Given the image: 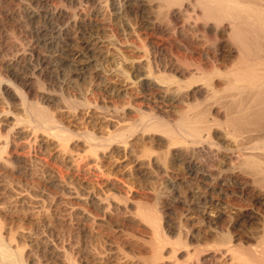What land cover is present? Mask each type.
Listing matches in <instances>:
<instances>
[{"label": "bare ground", "instance_id": "6f19581e", "mask_svg": "<svg viewBox=\"0 0 264 264\" xmlns=\"http://www.w3.org/2000/svg\"><path fill=\"white\" fill-rule=\"evenodd\" d=\"M12 1L0 3H7L6 8ZM28 1L22 15L48 24L50 47L76 43L82 51H73L84 60L83 68L94 63L90 76L96 85L82 99L59 94V101H53L49 89L56 87L44 83L52 60L40 54L38 42L29 40L20 54L6 59L1 45L12 16L0 7V264L43 262L37 259V248L49 247V241L39 242L37 233L32 237L37 223L65 226L77 238L84 232L89 220L77 216L86 209L82 195L77 198L74 192L69 202L61 195L56 198L71 205L64 212L58 206L62 200L50 196L56 187L68 188L67 180L75 187H91L83 206L100 215L104 225L117 223L123 229L120 235L107 230L104 238L123 254L131 239L130 259L138 264H264V231L252 247L241 242V217L253 215L242 214L237 203L238 193H245L264 207V0H75L90 4L80 8L73 6L74 0ZM129 16L127 23L120 21L122 30L116 28L114 22ZM23 29L18 30L22 36L27 34ZM86 29L97 36L78 44ZM106 31L111 37H105ZM102 36L112 38L114 47L104 46ZM104 65H113L114 71L107 72ZM16 102L20 115L13 113ZM20 122L32 131L24 143L19 141L25 134ZM13 124L19 127L13 130ZM77 124L81 132L74 131ZM102 125L109 131L97 136ZM84 148L85 155L80 151ZM13 163H30L35 168L31 183L50 191L43 193L52 200L43 194L35 205L27 193L20 195L19 205L28 207L25 212L21 206V215L4 189L13 179L2 180L6 173L12 177ZM153 179L170 187L167 194L132 188L134 182ZM98 191L105 192L104 198ZM260 216L264 221V214ZM28 238L36 254L26 249ZM57 244L50 246L49 257L62 250L55 258L77 264L76 250ZM115 259L112 264H119L121 259Z\"/></svg>", "mask_w": 264, "mask_h": 264}, {"label": "rangeland", "instance_id": "374dc122", "mask_svg": "<svg viewBox=\"0 0 264 264\" xmlns=\"http://www.w3.org/2000/svg\"><path fill=\"white\" fill-rule=\"evenodd\" d=\"M27 1V2H26ZM15 2V3H14ZM18 3V4H17ZM26 3V4H25ZM28 3H29V1L28 0H14V1H12V3H9L11 6H7L6 8H5V6L7 5V3H5V4H2V3H0V7H2V9H4L5 11H7L8 12V14L10 15V16H12L11 17V19L5 24V26H4V31H5V33L3 32V34H4V37H6L5 38V40H3V42H2V49H4L5 50V52H6V54H8V55H6L5 57H6V59H10V58H12V56L14 57V56H16V54L18 55V54H20L19 52H20V50H21V52L23 51V47L22 46H26L27 47V45H28V43L30 42L29 40H32V42L33 41H36V42H38V45H37V47H38V51L40 52V54L41 53H43V54H41L42 56H48L47 58H48V60L50 61V60H52V61H50L49 62V68H48V75L46 76V78L44 79V83H46V84H49V85H53V86H55L56 87V89H55V87H53L52 86V88H54L55 90H53V89H49V90H51L50 92H53L52 94L50 93V95H51V99H55V100H53V101H56V102H58L59 101V99L58 98H61L60 97V95L59 94H62V96L63 97H66V96H68V97H72V96H74L75 97V99H76V97L77 98H79V99H82L81 97L83 96H88L89 94H90V92L93 90V88H94V90H95V81H93L92 79H91V73H92V71L94 70V66L92 65V64H94V63H92V64H90V66L89 67H84L83 68V65L82 64H84L83 63V59L81 60V59H79V58H77V57H75V54H76V52L75 51H82L77 45H76V43H71V44H69L68 46H58V47H50L47 43H46V41H48V39H50V37H51V34H50V28H48L49 26H48V24L46 25V23H44L43 21H39V20H28V19H26L23 15H22V12H23V10H25L26 9V7L28 6ZM72 3H73V6H75V4H76V8L77 7H87L88 5H90V4H88V3H86V2H82L81 4H82V6L81 5H78V3L74 0V1H72ZM85 4V5H84ZM20 5V6H19ZM24 5H27V6H24ZM78 5V6H77ZM25 7V8H24ZM20 8H21V10H20ZM3 10V11H4ZM19 10V11H18ZM17 12V13H16ZM13 13H14V15H13ZM17 14H19L18 16H17ZM2 16V13H0V17ZM22 16V18H20ZM131 17V18H130ZM25 18V20H23ZM127 18V17H126ZM126 18H120L121 20H117V22H114L115 23V25H116V28H119V26H120V29L122 30V28H121V24L122 23H124V22H126L127 23V21L128 20H131L132 19V16H129V19H126ZM127 20V21H126ZM120 21H121V24H120ZM11 23V24H10ZM28 23V24H27ZM39 23V24H38ZM32 24V25H31ZM105 24V23H104ZM13 26V27H12ZM23 27H26V33L27 34H24V36H22L21 34H20V32L19 31H23L24 29H23ZM28 28V29H27ZM39 28V29H38ZM43 31H42V30ZM105 29L107 30L108 29V27L106 26V24H105ZM119 29V30H120ZM19 30V31H18ZM38 30H41L43 33L41 34V38L39 37V38H37V36H36V31H38ZM87 30V31H86ZM84 32L82 31V33H81V35H80V38L77 40V42H78V44L80 43V41L81 40H88L89 38L88 37H90V36H92V37H96L97 35H95L96 34V32H95V30H91V33H90V31H89V33H88V30H90V29H86ZM120 30V31H121ZM8 31V32H7ZM30 31L32 32V34H33V36H32V34L30 33ZM39 32V31H38ZM107 32V33H106ZM104 34H106V36L105 37H111V34L108 32V31H106ZM122 32V31H121ZM126 32V31H125ZM127 33V32H126ZM125 33V34H126ZM50 34V35H49ZM95 36H94V35ZM107 34H109L108 36H107ZM8 35V36H7ZM14 35V36H13ZM19 35V36H18ZM25 35H27V37L29 38H27ZM31 35V36H30ZM101 35L102 34H98V36H100L101 37ZM16 36V37H15ZM50 36V37H49ZM104 36H102L103 38H100L101 40H103V45L105 46L106 44H107V46H108V48H113L114 46V43H115V41L111 38H109V39H104L105 37ZM85 37V38H84ZM91 37V38H92ZM16 40H15V39ZM31 38V39H30ZM88 38V39H87ZM14 40V41H13ZM108 40V41H107ZM110 40V41H109ZM29 41V42H28ZM114 41V42H113ZM21 42H23V43H21ZM44 42V43H43ZM27 43V44H26ZM112 43V44H111ZM22 44V45H21ZM75 45V46H74ZM70 46V47H69ZM77 46V47H76ZM40 47V48H39ZM61 47V48H60ZM72 47H75V48H72ZM52 48V49H51ZM67 49V50H66ZM75 49H77V50H75ZM79 49V50H78ZM73 50H75V51H73ZM11 51V52H10ZM55 51H57V52H55ZM73 51V52H72ZM85 51H87V50H85ZM65 52V53H64ZM45 53L47 54V55H45ZM54 53V54H53ZM64 53V54H63ZM52 55V56H51ZM58 55V56H57ZM61 57H60V56ZM9 58H8V57ZM72 56H74V58L72 57ZM53 57V58H52ZM58 57V58H57ZM60 58V59H59ZM55 59V60H54ZM68 59V60H67ZM77 59H79V60H77ZM56 60H59L58 61V63H57V61ZM60 60H61V62H60ZM64 62H63V61ZM82 62H81V61ZM56 61V62H55ZM79 61V62H78ZM68 62V63H67ZM52 63H54V64H52ZM57 63V64H56ZM58 65V66H57ZM106 65V64H105ZM104 65V66H105ZM56 67L57 66V68L56 69H53V67ZM104 66H103V68H104ZM52 67V68H51ZM54 67V68H55ZM93 67V68H92ZM106 67H108V68H106ZM60 68H61V71H60ZM81 68V69H80ZM109 69V70H106V69ZM105 70L108 72V71H114V66L113 65H107V66H105ZM59 71H58V70ZM85 69V70H84ZM87 69H89V70H87ZM54 71V73H53V71ZM88 71V72H85V71ZM92 70V71H91ZM91 72V73H90ZM51 73H53V74H51ZM58 73V74H57ZM80 73V74H79ZM56 74V75H55ZM50 75V76H49ZM53 75V76H52ZM55 77V78H54ZM51 78V79H50ZM48 80H50L49 81V83H48ZM46 81V82H45ZM55 82V83H54ZM60 82V83H59ZM33 83H34V80H33ZM52 83V84H51ZM63 83V84H62ZM104 82H102V84H103ZM105 83H107V82H105ZM104 83V84H105ZM58 84V85H57ZM77 87V88H76ZM91 87V88H90ZM69 89V90H68ZM91 89V90H90ZM54 92H56L57 94H54ZM69 92V93H68ZM64 94V95H63ZM56 95V96H55ZM66 95V96H65ZM70 95V96H69ZM76 95H78V96H76ZM54 96V97H53ZM58 96V97H57ZM73 98V97H72ZM57 99V100H56ZM78 100V99H77ZM15 105V106H14ZM13 105V113L14 114H16V115H20L19 113H18V111L21 113V109H20V107L17 109V107L18 106H20L19 105V103H15ZM20 109V110H19ZM15 110H16V112L17 113H15ZM14 123V122H13ZM16 123V122H15ZM18 123V122H17ZM19 124H22L21 122L19 123ZM18 125V124H17ZM24 124H22V125H20V127H24L25 128V134H23L24 136L23 137H21L20 139L21 140H19L20 141V143L22 142V143H24L25 141V139L27 138V136L28 135H30L31 133H32V131L30 130L31 128L28 126V124L27 125H24ZM82 125V124H81ZM15 126H16V124H15ZM14 126V124H13V130H16L19 126H17V127H15ZM27 128H26V127ZM80 126V124H77L75 127H76V129H77V131H76V129L74 130L75 132H81V130H82V126L81 127H79ZM102 126H104V125H102ZM100 127V128H102V129H96V133H97V136H99L98 135V133L100 134V136H106L107 135V132L109 131L105 126L104 127ZM77 127H79V128H81V129H79V128H77ZM84 127V126H83ZM29 128V129H28ZM89 128H91V126H89ZM96 128V127H95ZM27 130H29V131H27ZM108 130V131H107ZM100 131H102V132H100ZM30 133V134H29ZM101 134H103V135H101ZM25 136H26V138H25ZM54 145V144H53ZM52 145V146H53ZM51 146V145H50ZM51 146V147H52ZM51 147H49V149L53 152L54 151V148H55V150H57L56 148V146L52 149ZM83 149V148H82ZM85 149V152H84V150H80V151H82L83 152V154L84 153H87L86 151H87V149L86 148H84ZM79 152V151H78ZM82 152H80V153H82ZM77 153V152H76ZM132 153V154H131ZM129 152V155L131 154V156L133 155V154H135V153H133V152ZM82 154V155H83ZM85 155V154H84ZM138 155V154H137ZM134 156V155H133ZM132 156V157H133ZM134 158H135V156H134ZM141 159V158H140ZM16 164L17 163H13V167L15 168V169H13V174H12V177H11V175L10 174H4V177H7V178H5L4 179V177H3V179L2 180H5V181H7V179L8 180H10V179H13V180H11L10 182H12L13 181V183H10L9 184V186H5V190H6V192L5 193H10L11 192V194H9V202L11 203V201L13 202V207H14V204H15V206H16V203H17V207L20 209V211H19V209L17 210V211H19V213H21V211L23 210L24 211V209H25V212H26V210H27V204H25L24 203V205L23 204H21V205H19V202L20 201H18V199H19V197H20V195H24V196H26V195H28L29 197H30V202H34L35 203V205H38V204H41V200L42 199H44V198H46V199H49V200H47V201H50V200H52V198H54L55 200H62V201H60V202H58L59 204H58V206L61 208V209H59V210H61L62 212H64L63 210L65 209V210H67V208L69 209L70 207H71V205L70 206H68L67 204H68V196H72V197H75L74 195H75V193H77V198L78 197H80L81 195V201H80V203H82V207H84V208H86V209H82V211L81 210H79L80 211V214H79V211H78V214H77V216H82V214H84V216L86 215V220L88 219L89 221H87L88 223H86V229L84 228V232L83 233H80L79 234V236H78V238H77V235L74 233H72V232H74V231H71V232H66V230L68 229H65L66 227L64 226H62L61 227V225H59V226H56V224H54L53 223V225H52V223L50 224L49 223V225L48 224H46V223H48V222H42L45 226L46 225H48V226H44L43 224H41V223H37V228L36 227H34V228H32V230L34 231V233H33V231H31V234H33L32 235V237H34V235H35V238H37V240H39V242H41V241H43V240H45L44 241V243L46 242L47 243V240L49 241L48 242V245H49V247L50 246H52V248H53V246H54V244L56 245L57 243V245H59V247L60 248H62L63 246L65 247V245L67 246V247H65L66 249H69L71 252H72V250H73V252L76 250V251H78V252H76L75 251V255L78 253L79 254V258H78V255H76V257L80 260H78L79 261V263H78V261H77V264H102L103 262H105V263H103V264H112V263H116V262H118V260L117 259H115V257L116 258H118V259H121V260H119V264H124V263H122V262H125V261H127L128 263L127 264H130V263H132V260L131 259H133V258H131L130 259V256L132 255L131 253H132V251L130 252V249H131V239L130 240H128V242L126 243V247H125V251L124 252H126V253H130L129 254V256L127 257V255L125 256L124 254H126V253H121V252H119L118 250L117 251H115L117 248L115 247V245L112 243L113 242V240L111 241V239H105L106 237H107V234L108 233H106L107 232V230H109L110 232H115V234L117 233H120V230L122 231L123 229H121V227L120 226H117L118 224L117 223H106L105 225L103 224V223H105V222H103L102 223V221H100L99 220V217H100V215H98L97 213H93L92 212V208L89 206H87L88 208H90L89 210H88V208L87 207H85V205L83 206V198H85L86 197V194H87V192L88 193H91L92 191V189H91V187L89 186V185H86V186H83V184H78V185H80V187L76 184V187H75V185H73V184H75V183H72L70 180H67L65 183H66V186H68V188L70 189V187L72 188L73 186V191H72V189H70V191H69V189L68 188H64L63 186L62 187H56L55 189H53V191H52V193L53 194H51V192L49 193H47V192H45L46 190L44 189V190H42L41 191V189H43V188H40L41 186L40 185H38V184H32L31 182H32V178L34 177L33 176V172H34V170H35V168L33 169V168H31L32 166H31V164L30 163H28V164H19V165H21V166H19V165H17V167H15L16 166ZM19 168V169H18ZM22 169V170H21ZM32 169V170H31ZM117 170H114L113 171V173H115L116 175H117V177L119 178L120 177V173L119 172H116ZM8 173H10V172H8ZM8 175H10V176H8ZM112 177L114 176L113 174L111 175ZM1 177V178H2ZM10 177V178H9ZM116 177V176H115ZM122 177V176H121ZM120 177V178H121ZM18 179V180H16V179ZM37 178H38V176H37ZM37 178H36V180H37ZM123 178H125V180L126 179H128V177H124L123 176ZM154 180V179H153ZM158 179H155L154 181H152V180H150V181H152V183L150 182L149 183V181L147 182V181H139L138 183L137 182H134V185L132 186V188H133V190H136V191H140V192H142L143 194H150V195H157V193H164V192H166L165 194H167V192L170 190V187H168L164 182H160V181H157ZM22 181V182H21ZM26 181V182H25ZM70 181V182H69ZM37 182H38V180H37ZM155 182V183H154ZM157 182V183H156ZM31 183V184H30ZM72 183V184H71ZM133 184V183H132ZM31 185H33V186H31ZM37 185H38V187L39 188H36L37 187ZM57 185H59L58 183H57ZM71 185V186H70ZM82 185V186H81ZM85 185V184H84ZM36 186V187H35ZM88 186V187H87ZM250 186V185H249ZM4 187V186H3ZM8 187H9V189H8ZM34 188V190H33V188ZM152 187V188H151ZM154 187V188H153ZM251 188L253 187L252 185L250 186ZM12 188V189H11ZM35 188L37 189V190H35ZM60 188V189H59ZM62 188V189H61ZM64 188V189H63ZM74 188H76V190L78 191H76ZM88 190H87V189ZM3 189V190H4ZM67 189V190H66ZM108 189V187L107 188H104V191L105 190H107ZM253 190L255 189V191L257 190V188H252ZM13 190V191H12ZM40 190V191H39ZM61 190L63 191V192H61ZM65 190V191H64ZM10 191V192H9ZM37 191V192H36ZM68 191V192H67ZM72 191V192H71ZM102 192L101 193V191H98V194H101L102 195V197L101 198H104V193L105 192ZM164 191V192H163ZM20 192V193H19ZM25 192V193H24ZM35 194V192H36V195H32L33 193ZM39 192V193H38ZM41 192H42V194H41ZM47 194V195H50L51 197L52 196H55V197H47L45 194ZM55 192H57V194L55 193ZM66 192V193H65ZM75 192V193H74ZM7 193V194H8ZM27 193V194H26ZM28 193H30V195L28 194ZM78 193H79V196H78ZM26 194V195H25ZM37 194H38V196H37ZM43 194H44V196H46V197H44L43 196ZM55 194V195H54ZM66 194V195H65ZM12 195V196H11ZM61 195V196H60ZM62 195H65L66 197H64V196H62ZM17 196V197H16ZM28 196L26 197V200H27V202H28ZM37 196V197H36ZM44 197V198H42V197ZM62 197V198H67V199H65V200H67L68 202H66L64 199H56V198H58V197ZM84 196V197H83ZM11 197H12V199H11ZM35 197V198H34ZM59 197V198H60ZM238 197H239V199H237V200H239V201H237V203L242 207V214H243V212L245 213V211H251V215H253V216H251V218L249 219H247L246 217H244V216H242L241 217V220H240V229H239V231H240V234H241V236H242V239H241V242L244 244V245H246L247 244V246H248V244H249V246H253V245H255V243H256V240H257V238L259 237V235L262 233V231H264V221L262 220V218H261V216L260 215H262V214H264L263 212H264V207L263 206H260L258 203H255V201L252 199V198H248V196L244 193H242V194H240V193H238ZM241 197V198H240ZM14 198V199H13ZM51 198V199H50ZM79 198V199H80ZM248 198V199H247ZM53 199V200H54ZM188 199V202H190V201H192L191 200V198H190V196L187 198ZM11 200V201H10ZM20 200V199H19ZM3 201V200H2ZM64 201V202H63ZM16 202V203H15ZM26 202V203H27ZM30 202H28L29 204H30ZM64 203V204H63ZM67 203V204H66ZM89 204H91V203H89ZM11 205H12V203H11ZM31 205V204H30ZM81 205V204H80ZM91 205H93V204H91ZM21 206H24V208L23 207H21ZM26 206V207H25ZM251 207V208H250ZM23 208V209H22ZM64 208V209H63ZM191 208H192V206H191ZM190 208V209H191ZM22 209V210H21ZM189 209V210H190ZM251 209V210H250ZM86 210V211H85ZM188 210V211H189ZM22 211V213H21V215L22 214H25V212H23ZM83 212V213H82ZM262 213V214H261ZM97 214V216H95ZM254 214H256L255 216H254ZM260 214V215H259ZM92 219V220H91ZM93 219H95V221L93 220ZM98 219V221H96ZM243 220V221H242ZM94 221V222H93ZM94 223V224H93ZM97 223V224H96ZM39 224V225H38ZM88 224V225H87ZM93 224V225H92ZM98 224H102L100 227H99V225ZM109 226H108V225ZM112 225V226H111ZM43 226V227H42ZM89 226V227H88ZM92 226V227H91ZM223 226H225L226 227V225H224V224H222V227ZM50 227V228H49ZM58 227V228H57ZM91 227V228H90ZM97 227V228H96ZM107 227V228H106ZM115 227V228H114ZM120 227V228H119ZM42 228V229H41ZM88 228V229H87ZM94 228V229H93ZM96 228V229H95ZM35 229H36V231L37 232H35ZM51 229V230H50ZM64 229V230H63ZM98 229V230H97ZM93 230V231H92ZM96 230V231H95ZM25 231V233H27L28 231L25 229L24 230ZM64 231V232H63ZM87 231V232H86ZM95 231V232H94ZM99 231V232H98ZM101 231V232H100ZM103 231V232H102ZM106 231V232H105ZM21 232H23V231H21ZM59 232V233H58ZM92 232V233H91ZM24 233V232H23ZM69 233V234H68ZM70 233H72V234H70ZM101 233V234H100ZM105 233V234H104ZM18 234H20V232L18 233ZM88 234H89V236H88ZM96 234V235H95ZM98 234V235H97ZM120 234H122V233H120ZM120 234H118V235H120ZM71 235V236H70ZM102 235V236H101ZM76 236V238H74ZM101 238H100V237ZM42 237V238H41ZM48 237H49V239H48ZM87 237V238H86ZM90 237V238H89ZM92 237V238H91ZM95 237V238H94ZM105 237V238H104ZM109 237V236H108ZM47 238V239H46ZM102 239L103 241H102V243L100 244V242H98L97 240L98 239ZM29 239V240H28ZM27 239V242H28V244L29 243H31L30 244V246H28V244H27V246H26V249H28V250H30V251H32V254H33V251H34V253L37 251V259L39 260V262H40V260L41 261H43V262H40L41 264H52V262L53 261H55V259H56V261L55 262H59V264H68L67 263V261H66V263L64 262L65 260H63L62 258L60 259V258H55L56 257V255L57 256H59L60 257V255L62 254V250L61 251H59L58 252V250H55V256H50L49 257V255L51 254V252L49 251V249L50 250H52L51 249V247L49 248L48 246H44V245H42V244H39V248H37V250H35V248L34 247H36V246H34L35 245V243H33L31 240H30V238H28ZM42 239V240H41ZM50 239H52L53 241H59V242H54L53 243V241L51 242V240ZM69 239V240H68ZM72 239V240H71ZM79 239V240H78ZM93 239V240H92ZM95 239V240H94ZM41 240V241H40ZM61 240H63V241H61ZM67 241H69V243L67 242ZM97 241V242H96ZM106 241V242H105ZM107 241H109V242H107ZM111 241V242H110ZM60 242H62V243H60ZM73 242V243H72ZM105 242V243H104ZM130 242V243H129ZM52 243V244H51ZM71 243V244H70ZM87 245H86V244ZM37 244V243H36ZM95 244V245H94ZM104 246H103V245ZM61 245H62V247H61ZM68 245H69V247H68ZM72 245V246H71ZM79 245V246H78ZM108 247H107V246ZM110 245V246H109ZM41 246V247H40ZM44 246V247H43ZM105 246H106V248H108V251L106 250V249H104L105 248ZM28 247V248H27ZM73 249H72V248ZM84 247V248H83ZM101 247V248H100ZM103 247V248H102ZM109 247H110V249H109ZM115 247V249H113ZM127 247H129V248H127ZM32 248L34 249V250H32ZM40 248H41V250H40ZM43 248H44V250H43ZM57 248H58V246H57ZM59 248V249H60ZM127 248V249H126ZM191 248V247H190ZM45 249H47L46 251H45ZM94 249V250H93ZM100 251H99V250ZM113 249V250H112ZM79 250H81V251H79ZM104 250H105V252H104ZM43 251V252H42ZM102 251V252H101ZM129 251V252H128ZM50 254H49V253ZM43 253V254H42ZM49 255H48V254ZM59 253V254H58ZM111 253V254H110ZM116 253H117V255H116ZM36 254V253H35ZM74 254V253H73ZM85 254V255H84ZM41 255H43L42 257L44 258V259H42V257H41ZM93 255V256H92ZM96 255H97V257H96ZM120 255V256H119ZM48 257V258H47ZM53 257H54V259H53ZM99 257L101 258L100 260H98L99 259ZM107 257V258H106ZM109 257V258H108ZM120 257V258H119ZM123 257V258H122ZM126 259H125V258ZM132 257V256H131ZM39 258H41V259H39ZM46 258V259H45ZM49 258H50V260H49ZM106 259L105 261L104 260H102V259ZM129 258V259H128ZM53 261H52V260ZM60 259V260H59ZM82 259V260H81ZM107 259H109V261H107ZM123 259V260H122ZM61 260H63V261H61ZM102 260V261H101ZM114 260V261H113ZM135 259H133V263L132 264H138V262L135 260ZM46 261H48V262H46ZM101 261V262H100ZM55 262H53L54 264H56ZM58 262H57V264H58ZM89 262V263H88ZM108 262V263H107ZM130 262V263H129ZM126 264V263H125ZM140 264V263H139Z\"/></svg>", "mask_w": 264, "mask_h": 264}]
</instances>
